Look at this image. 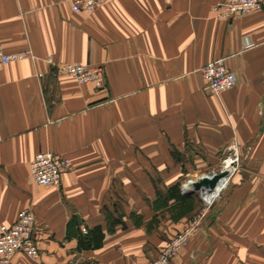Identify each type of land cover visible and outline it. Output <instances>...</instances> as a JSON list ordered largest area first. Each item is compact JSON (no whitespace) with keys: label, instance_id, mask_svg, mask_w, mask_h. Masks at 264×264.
<instances>
[{"label":"crops","instance_id":"crops-1","mask_svg":"<svg viewBox=\"0 0 264 264\" xmlns=\"http://www.w3.org/2000/svg\"><path fill=\"white\" fill-rule=\"evenodd\" d=\"M220 1L110 0L87 15L68 0H0L4 50L31 54L0 68V226L30 209L41 254L11 264L151 263L198 213L148 229L158 191L218 171L234 144L237 173L170 264H264V7L222 20ZM221 58L237 82L216 97L201 69ZM66 64L103 68V86L55 77ZM44 151L72 163L59 186L32 179ZM106 207L125 228L108 233ZM74 219L101 226L103 246L79 251Z\"/></svg>","mask_w":264,"mask_h":264},{"label":"built area","instance_id":"built-area-1","mask_svg":"<svg viewBox=\"0 0 264 264\" xmlns=\"http://www.w3.org/2000/svg\"><path fill=\"white\" fill-rule=\"evenodd\" d=\"M110 0H68L71 9L75 13L90 15ZM264 7L263 0H223L213 6L212 12L216 18L230 20L239 18ZM253 44L246 45V48ZM31 57L29 52L7 53L0 43V68L14 62L22 61ZM225 58L217 59L205 65L202 69L204 78V91L210 95L219 97L223 92L232 89L237 82L236 75L230 71ZM53 75L60 77L69 75L80 84H92L96 88L103 86L104 69L89 64H66L56 65ZM1 142V139H0ZM230 153L222 162L218 171H209L197 176L195 180H188L182 184L181 191L184 193L186 186L203 178L212 179L215 175L226 172L213 190L203 188L197 193L204 202L205 209L193 218L190 225L181 233L170 239L161 250L159 256L149 264H170L183 249L188 247L190 239L200 227L206 213L222 199L225 191L231 184L233 176L237 173L241 162L237 153V145L231 147ZM72 170V163L64 157H60L50 151L38 153L30 164L33 181L42 187L59 186L62 176ZM192 190V188H191ZM36 219L30 209L19 212L16 222L11 225L0 226V264H11L12 258L17 254H23L31 260L40 259V250L36 239ZM85 232V230H84Z\"/></svg>","mask_w":264,"mask_h":264},{"label":"trees","instance_id":"trees-1","mask_svg":"<svg viewBox=\"0 0 264 264\" xmlns=\"http://www.w3.org/2000/svg\"><path fill=\"white\" fill-rule=\"evenodd\" d=\"M197 195H184L181 191V184H176L166 191H158L157 199L153 203L156 216L148 224V229H153L160 224L161 218H166L169 215L170 219L178 222L191 214H193L197 208L198 200ZM106 219L108 225V233H113L115 228L119 225L126 227L124 215L119 214L116 210L115 216L107 207L105 208ZM161 216V217H160ZM130 219L135 223L137 227L144 226L143 217L136 215L135 213L130 215ZM67 238L78 239V250H96L103 246L105 233L101 226H95L94 228H86L85 232H81L77 221L74 219L70 221L67 229Z\"/></svg>","mask_w":264,"mask_h":264},{"label":"water","instance_id":"water-1","mask_svg":"<svg viewBox=\"0 0 264 264\" xmlns=\"http://www.w3.org/2000/svg\"><path fill=\"white\" fill-rule=\"evenodd\" d=\"M226 175H227L226 172H222L220 174L215 175L212 179L203 178L199 181H195L192 185V190L185 191L184 194L189 195V194H191L193 192H197L203 188L213 190L215 188L216 184L218 183V181Z\"/></svg>","mask_w":264,"mask_h":264},{"label":"rangeland","instance_id":"rangeland-1","mask_svg":"<svg viewBox=\"0 0 264 264\" xmlns=\"http://www.w3.org/2000/svg\"><path fill=\"white\" fill-rule=\"evenodd\" d=\"M200 175V174H199ZM197 176L198 175H193V177L192 176H190V175H188V177L183 181V183L182 184H185V183H187V181L188 180H195L196 178H197ZM181 187H182V185H181ZM190 190V189H189ZM196 193V198H197V200H198V204H197V210H198V213L196 214V215H199L204 209H205V205H204V202H203V200L201 199V196L197 193V192H195ZM183 232V231H182ZM159 256V255H158ZM157 256V257H158Z\"/></svg>","mask_w":264,"mask_h":264},{"label":"bare ground","instance_id":"bare-ground-1","mask_svg":"<svg viewBox=\"0 0 264 264\" xmlns=\"http://www.w3.org/2000/svg\"><path fill=\"white\" fill-rule=\"evenodd\" d=\"M191 188H192V184L190 183V184H188L187 186H186V188H185V190H191Z\"/></svg>","mask_w":264,"mask_h":264}]
</instances>
